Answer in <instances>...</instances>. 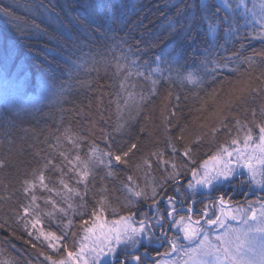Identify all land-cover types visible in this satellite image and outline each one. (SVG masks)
<instances>
[{
    "label": "snow or ice",
    "instance_id": "obj_1",
    "mask_svg": "<svg viewBox=\"0 0 264 264\" xmlns=\"http://www.w3.org/2000/svg\"><path fill=\"white\" fill-rule=\"evenodd\" d=\"M33 8L40 16L57 18L43 2ZM164 18L167 24L158 33L151 31L152 21L144 25L141 20L137 27L143 31L136 44L124 39L127 50H122L119 56L113 55L114 75L121 77L119 88L126 92L124 97L117 93L120 116L125 110L130 119L133 110L139 115L143 104L177 80L198 87L203 84L204 75L211 76L215 82L224 71H238L230 68L229 63L239 59L242 53L216 59L209 56L216 55V48H224L219 44L221 33L227 37L237 35L242 22L245 26L259 24L260 30L252 38L264 41V0L252 3L251 7L248 0H218L215 4L211 0H176ZM84 19L97 30L104 29L96 35L97 41L105 40L107 31H114L87 15ZM28 31L39 32V25L17 23L14 42L0 44V70L4 79H14L25 91L32 87V81L20 66L16 42L22 41ZM202 37L205 48L197 60L189 53L195 52ZM244 38H249L247 33ZM148 52L152 53L151 57L144 59ZM259 55V74L253 57H245L243 63L248 65V71L235 81L224 76L219 87L196 110L209 111L211 101V123H200V131L195 134L186 135L188 126L181 127L175 137L170 136L166 141L169 152L157 148L136 159V153L141 151L138 143L113 149L109 143L113 139L111 134L104 133L107 150L100 149L93 141L88 153L81 156L79 150L86 137L66 129L63 134L66 148L61 137H56L57 143L50 145L55 154L43 156V162L21 180L18 191L28 202L19 203L16 212L17 220L30 238L33 233L29 226L36 229L42 222L41 216L59 217V231L41 229L36 240L43 237L48 248L65 255L54 259L41 252L45 260L50 264H264V196L246 199V206L237 201L233 207L235 195L245 198L250 193L255 195L251 186L264 190V51ZM92 62L97 63L94 58ZM104 62L108 63L106 58ZM59 81L60 77H54L44 84L54 89ZM59 86L62 92L63 85ZM137 87L139 93L134 91ZM129 88L133 91H128ZM172 96L169 90L166 99ZM258 98L262 102L253 106ZM175 99L179 101V95ZM240 109L245 111L243 120L233 115ZM124 127V123L118 122L114 131L119 133ZM222 132L226 139L217 142L216 137ZM206 137L213 147L201 153ZM4 166V161H0V167ZM97 169H104L105 176L114 179H118L116 169L129 170L119 182L120 190L126 195L122 202L119 198L112 200L107 188L101 187L99 198L89 211L86 197ZM154 169L161 170L159 177L153 174ZM205 190L209 196L216 194L215 199L208 203L197 201L196 195H204ZM197 203L203 207L197 209ZM145 206L149 211L144 210ZM229 220L237 221L240 227L229 225ZM16 238L22 239L18 235ZM32 247L36 244L32 243ZM0 264L13 262L0 261Z\"/></svg>",
    "mask_w": 264,
    "mask_h": 264
},
{
    "label": "trees",
    "instance_id": "obj_2",
    "mask_svg": "<svg viewBox=\"0 0 264 264\" xmlns=\"http://www.w3.org/2000/svg\"><path fill=\"white\" fill-rule=\"evenodd\" d=\"M40 2L45 3L49 12L57 18L52 19L47 14L40 16L33 8ZM211 2L215 4L218 1ZM175 3L176 0H0V44L7 41L11 45L14 42L17 23L31 25L34 22L40 29L39 32L28 31L22 41L16 42L20 66L32 81V87L27 89L23 98L38 95L43 89L56 92L53 100L36 108L27 106L29 103L21 107H14L6 101L0 103V161H4L5 165L0 167V261H11L13 264H50L41 252L52 255L54 259L65 255L63 252L57 254L48 248L43 237L36 240L41 229L44 232H58L59 217L41 216L42 222L36 229L29 226L28 230L33 233L30 238L22 223L17 220L16 212L19 203L28 202L18 191L25 173H30L38 167L43 162V156L50 152L55 154L56 150L50 148V145L57 143L56 137H61V144L67 147L63 141L66 129L70 128L73 133L86 137L79 150L81 156L88 153L93 141L100 149L107 150L104 133L111 134L113 139L109 143L113 149L132 142L138 143L141 151L136 153V159L157 148L169 152L166 141L170 136L175 137L181 127L188 126L186 135L195 134L200 131V123H211V101L209 111L201 113L196 110L208 99V94L219 87L224 76L235 81L242 73L248 71V65L243 63L245 57H253L256 74H259V53L264 51V41L252 37L256 36L260 28L254 27L252 23L245 26L242 22L237 35L227 37L221 33L219 44L224 45V48H216V55L209 56V59H216L231 56L234 52L242 53L239 59L229 63L230 68H236L238 71H224L223 76H217L215 82L211 76L204 75V82L198 87L181 84L177 80L174 84L165 85L157 96L143 104L139 115L133 110V118L130 119L129 112L125 110L120 116L116 107L117 93L124 97L126 92L119 88L121 77L114 75L113 55L119 56L122 50H127L128 44L123 43L124 39L132 45L136 44V39L143 31V28L137 27L141 20L144 25L152 21L151 31L160 32L167 24L164 17L168 9ZM86 15L105 23L106 27L113 28L114 31H107V38L97 41L96 35L104 32V29L97 30L95 25L90 26L84 19ZM33 17H36L35 21ZM41 20L44 22L41 23ZM244 33L248 34V39L244 38ZM69 36L72 37L71 40ZM141 48L147 51L144 45H141ZM204 48L205 38L202 37L195 52H190L189 56H195L199 60ZM133 50L135 51V48ZM151 55L152 53L148 52L144 59L150 58ZM92 58L97 63H93ZM104 58L108 61L107 64ZM77 65L84 67L78 69ZM54 77H60V81L56 88L49 89L44 81ZM60 84L63 85L62 92ZM169 90L173 96L166 99ZM128 91L133 89L129 88ZM134 91L139 93L140 88L137 87ZM176 95H179V101H176ZM136 99L139 101L138 96ZM261 102L258 98L253 106H259ZM233 115L243 120L245 111L240 109ZM118 122L125 124L119 133L114 131ZM141 128L145 131L141 132ZM225 139L223 132L216 137V141L221 143ZM177 147H180V142H177ZM212 147V141L206 137L200 151L205 153ZM115 171L118 179L106 177L104 169L96 170L95 179L89 184L86 197L89 211L92 203L99 198L101 187L107 188L110 199L119 198L121 202L124 200L126 193L120 190L119 182L129 174V170ZM153 174L159 177L161 170L154 169ZM139 175L142 177L143 173ZM140 183L143 185V179ZM240 197L242 198L237 194L233 200ZM253 197L251 193L248 195V198ZM75 203L80 201L77 199ZM107 215L110 219V210ZM14 232L16 235H13ZM17 235L22 239H17ZM28 240L31 242L25 243ZM32 243L36 244L35 248Z\"/></svg>",
    "mask_w": 264,
    "mask_h": 264
},
{
    "label": "rangeland",
    "instance_id": "obj_3",
    "mask_svg": "<svg viewBox=\"0 0 264 264\" xmlns=\"http://www.w3.org/2000/svg\"><path fill=\"white\" fill-rule=\"evenodd\" d=\"M252 3H258V0H248L249 7H251ZM248 19L251 20V17H248ZM253 26L256 28H260L259 24H253ZM25 92L26 91L21 86V84L17 83L14 79L5 80L3 76V72L0 70V103L6 101L8 104H11L14 107L25 106L26 103H29L27 106H30V108H36L40 106L42 103L51 101L56 97L55 91L53 90L49 91V90L43 89L40 92V94L31 96L30 98L25 99L23 98V94ZM251 187L254 189V191H264L255 185ZM248 199L254 200L253 198H248ZM240 203L246 206V202H243V203L240 202ZM256 207H258V205H256ZM216 211L217 213H219L218 208L216 209ZM227 223L233 227H240L237 221L229 220L227 221ZM220 231H223V229H220ZM182 243H186V242L182 241ZM142 251L143 249H141V252ZM165 259H169V258H165Z\"/></svg>",
    "mask_w": 264,
    "mask_h": 264
},
{
    "label": "flooded vegetation",
    "instance_id": "obj_4",
    "mask_svg": "<svg viewBox=\"0 0 264 264\" xmlns=\"http://www.w3.org/2000/svg\"><path fill=\"white\" fill-rule=\"evenodd\" d=\"M207 193V190H205V194L204 195H200V194H197L196 195V197H195V199L197 200V201H200V200H203L205 203H208L210 200H214L215 199V195L216 194H212L211 196H209V195H207L206 194ZM257 196H264V191H255V195H254V197H253V199L255 200L256 198H257ZM246 199H248V197L247 198H245V197H240L238 200H235L234 201V203H233V206H235V202H246ZM196 207H197V209H200V208H202L203 207V205L202 204H200V203H197L196 204ZM144 210L145 211H149L148 209H147V206H145L144 207ZM161 251H164V248H161L160 249ZM167 258V257H166Z\"/></svg>",
    "mask_w": 264,
    "mask_h": 264
}]
</instances>
